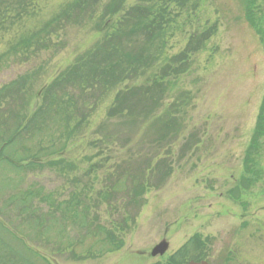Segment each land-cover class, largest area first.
<instances>
[{"label": "rangeland", "instance_id": "374dc122", "mask_svg": "<svg viewBox=\"0 0 264 264\" xmlns=\"http://www.w3.org/2000/svg\"><path fill=\"white\" fill-rule=\"evenodd\" d=\"M69 1L0 0V89L31 77L28 119L43 105L44 88L102 38L91 26H69L51 37L49 50L6 54ZM147 1L127 0L125 8L148 7ZM254 2L264 25V0ZM155 3L169 18L157 75L176 68L165 64L191 37L209 38L177 65L186 67L183 73L164 78L158 120L107 119L116 93L142 82L127 81L100 99L91 90L70 91L77 113L67 124L53 111L41 131L30 128L15 139L0 161L4 264H19L15 253L33 260L26 248L49 264H264V138L255 152L259 180L247 184L243 171L264 102V45L245 16L246 0ZM19 108L9 96L0 99V140ZM24 192L39 196L26 210V202L12 200ZM70 204L79 207L77 219L66 214ZM60 214L65 229L55 223ZM114 240L121 241L117 249ZM161 241L168 250L151 257Z\"/></svg>", "mask_w": 264, "mask_h": 264}, {"label": "trees", "instance_id": "16d2710c", "mask_svg": "<svg viewBox=\"0 0 264 264\" xmlns=\"http://www.w3.org/2000/svg\"><path fill=\"white\" fill-rule=\"evenodd\" d=\"M126 1L71 0L63 4L39 28L18 38L9 47L6 54L16 55L21 51H31V54L36 55L37 52L40 53L53 47L50 43L51 37L58 32L64 31L69 26H91L93 31L102 35L99 43L82 56L76 58L72 66L60 73L44 88L42 93L43 105L32 114L30 119L27 118L24 111L31 99V77H23L0 89V99L5 96L11 97L13 101L20 104L19 109L22 111V113L12 115L15 121L13 129L9 136L5 137L3 141L2 139L0 140L2 141L0 144V161L6 160L5 151L14 145L15 139L21 136V133L28 132L30 128L41 131V127L46 120L51 119L53 111L57 112L58 116L62 115V119L67 124V121L74 115L73 110L75 109V106H73L74 99L69 94L70 91L84 92L85 90H91L96 93L97 99H100L105 93L116 90L118 86L127 81L134 83L140 80L142 81L141 85L125 88L116 93L115 99L106 113L107 119L109 121L117 120L122 125L158 120L156 109L166 91L164 78L169 76L176 77L183 73L186 67H178L177 65L184 61L188 54L193 53V51L196 52L201 47L197 46L196 43L207 40L209 36L208 34L204 35L196 43H193L195 37H191L185 49L178 55L168 59L165 64L167 65L166 70H170L172 66L176 68L171 69L172 71L167 74L163 73V76L160 75V72L157 75L153 72V68L165 48L163 40L166 32L165 25L169 23L168 15L164 14L165 10H162L161 7L155 9L157 0H148V7L137 5L128 9L125 8ZM172 1L183 4L189 0ZM246 3L247 12L245 16L256 29L260 41L264 45V25L260 23L261 19L257 18L254 12L256 8L255 2L254 0H246ZM71 106H73L72 110L70 109ZM74 111L77 113V109ZM83 111H85V107L78 109L79 113ZM84 117L83 115L80 122L75 125V128L85 122ZM254 136L250 151L245 153L243 160V171L244 175L246 174L247 176L245 179L247 184L256 183L261 176L258 170L259 159H257V153L255 154V152L261 147L259 140L264 138V102L260 107ZM48 165L53 166L54 164L50 163ZM137 186L140 187L141 185ZM38 197V195L24 192L20 196L13 197L12 200L26 202L25 207L21 206V208L26 210L29 203L32 200L33 203ZM61 207L60 204H56L54 211L58 214L61 212L63 215ZM78 210L79 207L75 208L74 204H70L65 211L67 212L66 214L71 213L72 219H77L80 215ZM18 212L21 213L20 210ZM61 214L59 218H61ZM50 219L55 221L54 218ZM66 220V218L56 219L55 223L59 222L65 229L67 227ZM47 241H50V239H47ZM107 242L113 243L112 238L108 241H103V243ZM115 243L121 245L120 240H114V245ZM55 246V250L59 253L61 245L56 244ZM114 249H117L116 245ZM25 253L30 259L32 257L33 260L30 261L20 257V253H15L13 260L18 258L17 262L19 264L21 262L23 264H38L40 261L49 264L45 258L29 251L27 248ZM172 261L174 262L173 264H176L174 260ZM0 264L4 263L0 261Z\"/></svg>", "mask_w": 264, "mask_h": 264}, {"label": "water", "instance_id": "95a60500", "mask_svg": "<svg viewBox=\"0 0 264 264\" xmlns=\"http://www.w3.org/2000/svg\"><path fill=\"white\" fill-rule=\"evenodd\" d=\"M169 245L166 241H161L158 245H156L150 252V256L151 257H157V256H163L166 251L168 250ZM187 264H208L205 261H201V262H189Z\"/></svg>", "mask_w": 264, "mask_h": 264}]
</instances>
